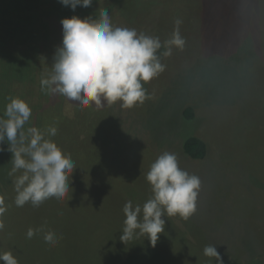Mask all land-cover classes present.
<instances>
[{
	"label": "rangeland",
	"instance_id": "374dc122",
	"mask_svg": "<svg viewBox=\"0 0 264 264\" xmlns=\"http://www.w3.org/2000/svg\"><path fill=\"white\" fill-rule=\"evenodd\" d=\"M110 1L113 11L109 0L93 2V17L99 7H106L114 26L135 28L162 41L170 37L179 19L184 47L163 59L165 72L144 85L152 99L131 109L119 103L82 106L43 92L38 98L31 91L35 85L24 86L28 76L18 72L27 63L11 58L0 67V114L8 97L25 100L32 109L26 127H56L52 139L76 166L65 199L51 198L38 208L17 207L9 176L12 154L7 143L2 145L0 251L12 252L18 264L21 259L29 263V246H48L43 238L40 244L34 240L43 232L27 238L29 228L41 226L59 238L62 233L69 235L63 243L74 244L78 228L68 220L86 226L87 241L93 228L95 237L101 238L103 252L99 253L104 257L111 255L105 249L119 247L166 252L171 258L178 255L181 264H194L195 259V264H217L215 258L201 255L206 245H215L223 264H264V0H245L241 5H236L239 0H185V7L141 12L145 17L137 25L125 19L130 18L129 11H119ZM62 39L59 27L54 34L56 46L62 45ZM47 42L38 41L34 52L40 55L43 73L50 71L54 57L53 51L47 53ZM10 53L5 57L16 56L15 50ZM44 98L51 101L43 107ZM188 108L194 111L191 119L184 115ZM80 133L86 135L80 137ZM190 137L207 144L205 159L185 154L184 144ZM164 151L175 153L180 167L200 178L197 211L187 220L165 217V232L155 247L144 237L135 240L138 244H112L115 236L120 241L126 201L143 204L151 195L145 175ZM61 207L66 209L63 214L58 212ZM50 218L61 221L50 225L45 221ZM163 261L159 256H131L120 264Z\"/></svg>",
	"mask_w": 264,
	"mask_h": 264
},
{
	"label": "clouds",
	"instance_id": "9594fccd",
	"mask_svg": "<svg viewBox=\"0 0 264 264\" xmlns=\"http://www.w3.org/2000/svg\"><path fill=\"white\" fill-rule=\"evenodd\" d=\"M73 11L89 8L93 0H58ZM181 20L169 38L138 32L135 28L112 24L109 10L99 7L96 18L79 16L61 20L63 39L54 54L50 71L42 73L41 92L63 96L67 100L103 107L119 103L131 109L152 99L144 87L166 70L163 59L171 57L174 49H182L185 40L180 33ZM9 102L0 114V152L7 143L12 154V184L17 207L31 204L38 208L46 200L65 199L71 190L69 178L76 169L70 154L64 153L52 139L57 128L44 130L29 124L32 109L19 97H8ZM145 178L151 195L143 204L126 201L120 241L124 244L146 238L155 247L165 232L166 220L179 216L187 220L197 211L201 180L179 165L175 153L164 151L151 163ZM2 227V225H0ZM43 232V240L50 246L58 243L54 231L29 228L32 239ZM204 255L223 264L215 245H206ZM0 264H18L12 252L0 251Z\"/></svg>",
	"mask_w": 264,
	"mask_h": 264
},
{
	"label": "trees",
	"instance_id": "16d2710c",
	"mask_svg": "<svg viewBox=\"0 0 264 264\" xmlns=\"http://www.w3.org/2000/svg\"><path fill=\"white\" fill-rule=\"evenodd\" d=\"M96 1L100 2L101 0H93V2ZM233 1L236 3L238 0ZM239 1L241 2H237L236 5H241L245 0ZM109 3L111 10L113 11L110 0ZM114 4L121 12L127 13L126 11H129L130 18L125 19L130 23L133 22V24L137 25L139 20L145 17V14L139 15L141 12L145 13L148 10L150 11L151 8L162 6L166 8L173 5L185 7V0H114ZM92 5H94V3ZM92 7L94 6L89 8L78 6L77 9L73 11L70 7L63 6L58 0H0V67L7 64L5 62L9 61L11 58L17 63L21 61L27 63V65H25L26 67L19 66L18 72H20V75L23 74L24 77L28 76L26 78L28 79V84L23 85L29 87L35 85L31 91H34L37 97L40 98L41 90L37 87L40 85L43 71L40 66L39 53L37 52L36 55L34 54L38 48V41L42 42L44 39H48L47 53L53 51L51 54H55L56 49L60 46V42L56 46L54 34L59 31V27H62L61 20L64 18H71L74 15L79 16L81 19L85 17H92L95 19L91 14ZM109 14L112 23L114 24L112 12L109 11ZM41 37H43V39ZM52 39L54 45L51 42ZM14 50L16 51V56L5 57L7 51L8 55H11L13 53L10 52ZM33 76L36 78L34 79ZM31 82L32 84H30ZM42 101L44 107L46 103L51 100L48 101L47 98H44ZM184 115L188 119H191L194 117V111L191 108H188L184 111ZM39 117H41V114ZM83 135L86 134L80 133V137ZM74 137L75 139L77 138L76 133H74ZM184 152L192 159L203 160L208 154V146L198 137H190L184 144ZM74 207L76 209L78 207L76 202H74ZM65 211L66 209L64 207H61L58 210L59 214H63ZM45 221L50 225H56L61 219L50 218ZM66 221L72 227L78 228L77 237L74 236L76 243L65 245L63 241L64 239L69 240V235L65 236V233H62V236L59 238V241L55 246L48 245L44 248H36L35 245L32 244L29 246L26 255L29 259V263L28 261L21 259L19 264H120L131 256H159L162 261L164 260L166 262L163 261L164 264H181L178 255H176L177 257L173 256L171 258L170 254L166 252L156 253L150 250L140 251L136 249L125 250L116 246V249L113 250L105 249L104 253L107 254L111 252V255L104 257L99 253L103 252V249L99 246V240L101 238L98 236L95 237L92 227L90 239L87 241L84 237L86 235L85 232L87 231V228H85L86 226H80L68 220ZM34 238V240L40 244V239H42L43 236L37 235ZM135 240L130 241L129 244H138ZM110 242L112 244L115 242L122 243L117 236H115ZM197 255L200 257L199 254ZM96 258H98V260H96Z\"/></svg>",
	"mask_w": 264,
	"mask_h": 264
}]
</instances>
